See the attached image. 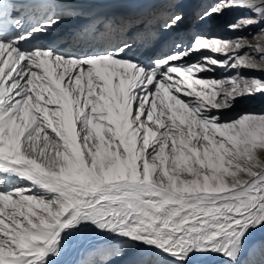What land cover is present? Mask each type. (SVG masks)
I'll use <instances>...</instances> for the list:
<instances>
[{
    "label": "snow or ice",
    "instance_id": "obj_1",
    "mask_svg": "<svg viewBox=\"0 0 264 264\" xmlns=\"http://www.w3.org/2000/svg\"><path fill=\"white\" fill-rule=\"evenodd\" d=\"M185 5L0 0V264H264V112L226 115L264 97V44L156 54ZM237 10L264 25V0L199 19Z\"/></svg>",
    "mask_w": 264,
    "mask_h": 264
},
{
    "label": "bare ground",
    "instance_id": "obj_2",
    "mask_svg": "<svg viewBox=\"0 0 264 264\" xmlns=\"http://www.w3.org/2000/svg\"><path fill=\"white\" fill-rule=\"evenodd\" d=\"M217 2V0H185L186 5L184 6V12L185 17L187 13L193 11H203L204 8L208 7L210 4H213ZM250 13H244L240 11H233L225 13L223 16L219 17H213L212 19L208 20L207 22H201L199 25L202 26L201 29L192 28L189 25L185 26L184 24L181 25L182 27H179L178 29L174 30L175 34H173V31L171 33H168L166 36L163 37L161 42L168 41L171 35H175L176 37H182L187 34L193 33L194 35L202 31L207 32L209 35V32H215L219 35V37H235V36H248L249 41L251 43H261L264 44V36H257L255 40H252V36L254 34H257L260 32V28L264 25H255L250 28L245 29L242 32H231L228 30L227 25L229 23L235 22L239 17L242 16H249ZM185 22V21H184ZM67 26H62V29L60 30V35H63L65 33V29ZM187 43V42H186ZM141 51H144L141 49ZM232 73H226V75H231ZM247 76H264V73L262 72H246L244 73ZM246 105H243L245 109H248L250 112H264V97H255L252 99H246L244 100ZM242 113V109L233 108L230 112L226 113V115L230 118L235 117L236 115ZM261 240H264V233H258L254 237L252 243L258 244ZM88 252H87V244L83 248H80L78 251L74 252L72 256L70 257L73 261H78L83 258H87Z\"/></svg>",
    "mask_w": 264,
    "mask_h": 264
},
{
    "label": "rangeland",
    "instance_id": "obj_3",
    "mask_svg": "<svg viewBox=\"0 0 264 264\" xmlns=\"http://www.w3.org/2000/svg\"><path fill=\"white\" fill-rule=\"evenodd\" d=\"M194 9H192L191 12L187 13L186 17H185V22L183 23L185 26L189 25L190 27L192 28H198V29H201L202 26H200L199 24L201 23L200 19H199V16L201 14L202 11H193ZM182 24V25H183ZM182 27V26H180ZM263 27V26H262ZM199 33V31H198ZM173 34H175V32L173 31ZM200 34H204V35H208L207 32H200ZM209 35L211 36H219L217 33L215 32H209ZM192 36H194L193 33L191 34H187V35H184L182 36L181 38L180 37H176L175 35H171L170 38L168 41L166 42H161L159 44V46L156 48V54H161L162 51L166 50L168 45L174 41V40H183L185 43L187 42H190ZM144 50V49H143ZM217 76L221 75L219 72L216 74ZM247 103H245L244 100H241V101H238L237 104L235 105L234 108H237V109H242V112H246L248 111V109H245V107H243V105H246ZM250 112V111H249ZM258 234V233H257Z\"/></svg>",
    "mask_w": 264,
    "mask_h": 264
}]
</instances>
